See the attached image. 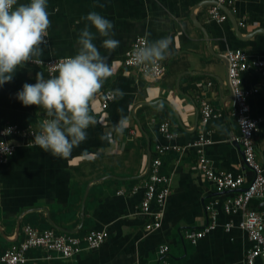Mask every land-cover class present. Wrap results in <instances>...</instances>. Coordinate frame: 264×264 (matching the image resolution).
Returning a JSON list of instances; mask_svg holds the SVG:
<instances>
[{
    "label": "crops",
    "instance_id": "crops-1",
    "mask_svg": "<svg viewBox=\"0 0 264 264\" xmlns=\"http://www.w3.org/2000/svg\"><path fill=\"white\" fill-rule=\"evenodd\" d=\"M211 1L48 0L51 25L38 59L74 56L78 34L89 23L82 17L97 11L113 22L114 38L120 41L115 50L103 48L105 38L91 26L96 33L93 42L113 66V75L101 90L119 88L125 95L106 109L97 96L98 123L86 130L88 138L67 159L6 136L17 146L0 164V254L22 240L23 227L29 224L57 233L83 236L95 230L105 231L107 236L99 247L70 258L31 248L22 264H163V260L168 264H243L251 247L238 227L243 211L226 213L222 209L223 201L236 191H217L199 172L196 161L201 149L213 169L241 174L243 186L252 178L238 141L223 54L228 49H242L248 62L264 59V0H234L231 13L238 34L227 13L222 22L208 20ZM240 20L244 26L238 25ZM136 36H143L147 43L172 38V54L161 61L165 67L161 77L151 78L124 66L125 52ZM37 72L48 77L43 67L28 63L16 70L11 82L0 86V130L7 125L39 129L46 118L44 110L25 106L16 98L25 82H36ZM241 77L243 87L259 86L247 103L252 117L264 118L261 74L248 67ZM205 104L213 111L206 121L201 112ZM117 109L123 110L129 125L121 135L113 133L111 143L102 141L100 135L120 119ZM163 121L169 122L172 138L159 130ZM200 135L209 142L199 148L188 146ZM253 141L255 159L264 172V121ZM156 144L170 146L161 156L160 172L171 176V185L160 226L147 230L151 217L139 207ZM210 210L216 212V227L196 242L185 239L186 229L200 230L211 221ZM246 210L264 211V197L251 198ZM229 222L232 226L226 230ZM161 246L168 247L163 256L158 253ZM256 264L264 261L257 258Z\"/></svg>",
    "mask_w": 264,
    "mask_h": 264
},
{
    "label": "built area",
    "instance_id": "built-area-1",
    "mask_svg": "<svg viewBox=\"0 0 264 264\" xmlns=\"http://www.w3.org/2000/svg\"><path fill=\"white\" fill-rule=\"evenodd\" d=\"M226 6L230 12L235 11L234 0H212L207 10V18L209 21L222 22L226 19V12L222 6ZM239 26H244V22L240 20ZM48 41V36L45 43ZM142 42H146L143 36H136L125 52L123 64L127 68H134L151 78H159L164 74L165 67L160 61L156 65L138 66L133 60V51L141 46ZM227 61L228 84L232 94L234 114L239 128V138L242 158L244 164L251 170L252 178L246 186H243V177L241 174H233L229 171H217L213 169L209 160L199 149L197 156V168L199 172L205 176L217 191H236L234 195L223 201L222 209L226 213H235L243 211L242 218L238 222V227L246 233L251 247L247 250L243 264H256V259L261 258L264 261V211L246 210V205L251 198L264 197V172L261 165L255 159L254 151V135L259 129V124L264 118H254L249 114L247 98L258 90L259 86L245 88L242 85L241 74L248 67H254L262 76L260 86L264 87V59H257L248 62L247 56L242 49H228L223 54ZM64 58V57H62ZM61 58H52L49 60H40L36 64L43 67L47 76L55 73V66ZM111 89L105 88L98 95L100 106L106 109L112 100H105L104 96ZM202 118L206 121L213 115L212 109L205 104L202 109ZM10 129V130H9ZM40 129L19 128L16 125H7L0 130V164L4 163L16 149V143L6 140V136H14L22 139L23 145L34 146L32 132H39ZM159 130L166 138H172L173 133L169 130V122L163 121L159 124ZM209 141L202 135L188 143V146L200 147ZM177 150H183L181 147L172 146ZM170 149L168 145L156 144V155L152 157L147 169L148 178L143 183V197L140 202V212L151 217L146 223L145 228L152 230L158 228L163 217V207L167 196L170 193L171 176L160 172L162 165L161 156L166 150ZM136 187L132 189V192ZM122 193L121 190L118 191ZM216 212L210 210L211 221L202 229H186L184 238L196 242L207 232L216 227ZM232 223L225 224V229L229 230ZM105 231L90 230L83 236H77L68 232L57 233L53 229H38L32 225L23 227V238L18 242L11 243L0 254L1 264H22L25 262V252L31 248H41L46 251H53L61 255L63 258L77 256L84 250H92L100 246L106 238ZM168 252L167 246H161L158 250L159 255L163 256ZM163 264H168L162 261Z\"/></svg>",
    "mask_w": 264,
    "mask_h": 264
},
{
    "label": "clouds",
    "instance_id": "clouds-1",
    "mask_svg": "<svg viewBox=\"0 0 264 264\" xmlns=\"http://www.w3.org/2000/svg\"><path fill=\"white\" fill-rule=\"evenodd\" d=\"M49 17L48 0L27 3L0 0V86L11 82L18 68L39 63L51 25ZM82 19L89 23L78 34L76 54L61 58L55 66L56 74L45 78L43 72H37L36 82H25L16 93L23 105H36L44 110L46 118L39 123V132H32L34 144L65 159L88 138L86 130L98 123L95 102L104 82L113 75L108 56L102 55L93 42L96 33L91 31V26L105 38L103 48L112 51L120 44L114 38L113 22L99 12L91 11ZM172 43L171 37L142 42L134 49L132 58L138 66L156 65L172 54ZM124 95L117 88L110 90L104 99L115 101ZM117 111L120 119L100 135L102 141L111 143L113 133L121 135L128 127L129 120L122 114L123 110Z\"/></svg>",
    "mask_w": 264,
    "mask_h": 264
},
{
    "label": "water",
    "instance_id": "water-1",
    "mask_svg": "<svg viewBox=\"0 0 264 264\" xmlns=\"http://www.w3.org/2000/svg\"><path fill=\"white\" fill-rule=\"evenodd\" d=\"M222 9L228 14V17L232 20V23L234 24L237 34L240 33L238 26H237V22L235 18L232 17V13L230 12V10L224 5L222 6Z\"/></svg>",
    "mask_w": 264,
    "mask_h": 264
}]
</instances>
